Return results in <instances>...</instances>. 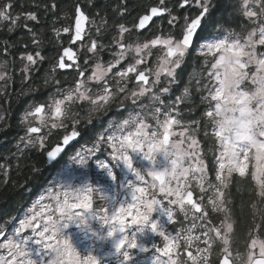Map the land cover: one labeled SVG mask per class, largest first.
I'll list each match as a JSON object with an SVG mask.
<instances>
[{"label":"snow or ice","instance_id":"6c2138e0","mask_svg":"<svg viewBox=\"0 0 264 264\" xmlns=\"http://www.w3.org/2000/svg\"><path fill=\"white\" fill-rule=\"evenodd\" d=\"M14 6L13 0H0V23L9 25L10 33L21 19V14L13 16ZM44 7L51 11L58 5ZM86 7L76 2L74 12L65 14L69 26L53 29L58 37L61 31L68 33L70 45L79 43L76 51L72 46L63 47L52 69L76 68L74 86L64 91L58 88L47 102L31 105L21 121L26 125L21 139L27 141L26 147L39 148L46 161L55 162L78 142L86 125L93 124L90 114L86 125L82 124L81 113L70 111L73 105L83 110L87 104L99 111L117 97L121 108L130 101L134 114L93 132L91 146H82L71 156L81 169H87L97 152L107 150L108 159L97 158L96 166L110 181L111 194L86 181L74 185L71 181L76 177L66 169L64 182L57 185L63 190L50 191L49 203H42L45 197L36 201L12 238L0 244L6 250L0 264H101L103 257L95 245L82 252L74 235L65 232L71 224L85 234L90 232L97 241L110 242L112 250L104 255L116 256L119 264H264V0H238L235 12L244 19L240 25L246 29L243 34L223 30L211 20V0H154L143 6L131 28L115 25L117 34L111 37V44L102 42L107 24L103 16L95 28L97 36L90 35L96 19L86 13ZM115 11L123 16L128 9L120 4ZM22 15L26 21H38L37 11ZM23 27L38 49L42 41L36 32L27 23ZM209 27L213 31L202 35ZM137 29L147 31L150 38L141 41ZM105 52L112 59L105 61ZM3 53L9 54L7 46ZM193 53L206 67L202 79L195 80L196 91L206 92L200 97L207 105L202 114L203 136H213L219 145L211 166L203 157L201 122L181 118V107L192 101L190 87L185 86L166 103L181 79L179 70ZM43 59L40 51H28L25 46L21 54V60L27 62L21 69L25 80ZM7 65V60L0 62V81L5 84L12 79ZM44 84L48 85L47 78ZM89 85L95 86V96ZM143 99L149 104L144 105ZM138 105L140 112L135 111ZM4 173L7 175L6 169ZM241 180L252 182L246 191L255 199L247 204L251 223L245 251L234 252L236 221L230 207V186L235 183L237 191H245ZM120 189L125 190L123 199ZM97 192L104 201L98 208L94 207ZM244 207L242 202L241 209ZM181 215L187 225L179 221ZM213 216L219 217L217 222ZM92 221L100 227L93 228ZM178 222L182 226L176 229ZM25 229L33 236L22 235ZM152 236L160 243H151V256L135 259L133 250L150 251L144 239ZM0 237H5L2 228ZM33 239L39 249L30 247Z\"/></svg>","mask_w":264,"mask_h":264},{"label":"flooded vegetation","instance_id":"af4514ba","mask_svg":"<svg viewBox=\"0 0 264 264\" xmlns=\"http://www.w3.org/2000/svg\"><path fill=\"white\" fill-rule=\"evenodd\" d=\"M219 0H211L213 8ZM74 2H79L82 6L87 4L85 8L86 13L89 16H94L96 19V24H92L90 26V35L92 37H96L97 33L95 32V28L100 25V17L103 16L107 24L103 28L104 40L102 41L105 44H111V37L115 36L116 29L115 25L119 23L125 24L127 27L131 28L135 20L131 18L132 16L125 14L123 16L117 15L116 20L111 19V15L106 14L100 10V6L95 5L96 0H91V4L88 3V0H76ZM49 4L41 5L37 3V0H31V6L25 5H16L11 10L15 12L17 15L21 10L22 12L28 11H37L38 21H26L23 18V13H21V19L18 21V26L15 31L8 32V27L6 23H0V62L4 60L8 61L9 64V72L12 79L4 84L3 81H0V85H2L3 91L0 92V152L5 151L4 148L7 146L10 147L11 150H17L16 142L22 137L25 136L26 125L22 124V118L26 112V110H30V106L34 103H43L47 102L50 97H54L57 93L58 88L60 91H64L69 87L74 86V80L77 78L78 73L76 68H66V69H56L55 72L52 69L55 67L58 55L62 53L63 47L72 46L70 45L69 39L70 36L68 33L60 32V36L58 37L56 32L53 29H62L63 27L69 26V20L65 18V14H71L74 12V5L68 6L66 4H57L58 7L54 10L48 11L44 6ZM95 7H92V5ZM40 7L37 8L36 6ZM212 8V15L215 13ZM16 10V11H14ZM113 12V9H110ZM143 12V11H142ZM141 12V13H142ZM99 13V15H97ZM139 13L138 15H140ZM216 14V13H215ZM137 15V17H138ZM214 16V15H213ZM129 17V18H126ZM211 20L212 19L211 16ZM27 23L28 27L31 28L37 34V38H39L42 43L40 47L37 49L36 46L31 44V33L27 28H24L23 25ZM156 24L161 25L163 27H167L160 20L155 21ZM216 23V21H215ZM222 26H220L221 28ZM225 27V25H224ZM211 27L206 29L205 33L202 35H206L211 31ZM142 34L139 36V39L143 41L145 38H150L149 33L147 31H137ZM87 43V41H85ZM27 45L28 51H40L41 55L44 57L42 61H39L38 64L32 68L31 74L27 80L24 79V76L21 73V69L23 68L26 61L21 60V54L25 51V46ZM7 46L9 48V54L3 53V48ZM73 47V51H76L79 48V43H77ZM112 50H115V46L113 45ZM103 59L105 61L112 59V57L107 53H102ZM67 63H72L65 58ZM152 60H155V56L152 57ZM189 57L186 58L185 63L182 65L180 72L185 67ZM119 67V66H118ZM48 79V85L45 86L44 81ZM111 79V77H110ZM60 81V85H55L54 81ZM183 82V77L180 79ZM180 82V81H179ZM92 88V95L95 96L97 94L96 88L93 85H89ZM120 98L117 97L111 104H109L106 108L100 109L99 111H92V106L85 104L83 110L78 105H73L70 109L72 112L79 111L81 113L82 124L86 125V120L89 114L93 117V124L86 125L87 131L84 132L82 137L79 138L78 142H76L71 148H69L61 157H59L55 162L47 164L45 156L42 154L39 148L27 147L25 149L17 151L19 154L22 153L24 155L26 152L39 155L40 164L33 166V172L36 180L35 183L30 184L29 186H25V191L23 193V198L20 201L22 204H34L39 197L45 194V190L50 186V183L57 175L58 172L62 171V174L65 170H72L73 172H81V171H93L94 163L96 159L106 160L108 159V151L102 150L96 153V156L89 160V166L87 169H81L79 165L75 164L71 156L75 154L82 146H91L92 133L103 131L108 127L109 122H119V120L126 118L127 115L133 112V107L130 106V101H126V107H119ZM143 103V100H142ZM204 107H207L204 104ZM135 110L141 111L140 106H136ZM106 112V115L104 114ZM96 117H99L97 120ZM52 143H55V138H53ZM106 149V146H104ZM3 161H1V164ZM17 166V165H14ZM13 166H6L7 175H5L3 171V179L4 183L8 181L11 177V169ZM4 169V170H5ZM211 173V171H210ZM22 186V187H24ZM101 207L100 201L94 202V207ZM22 206H20L21 209ZM11 215L9 213L2 214L0 219H6L7 216L14 217L18 222L19 216L21 213L16 211V209ZM5 235L9 234V227L4 229ZM2 238V237H0ZM93 243V241H92Z\"/></svg>","mask_w":264,"mask_h":264},{"label":"trees","instance_id":"16d2710c","mask_svg":"<svg viewBox=\"0 0 264 264\" xmlns=\"http://www.w3.org/2000/svg\"><path fill=\"white\" fill-rule=\"evenodd\" d=\"M76 0H37L38 4L45 5L51 2L57 4H66L69 7L75 4ZM15 6L16 5H25L30 7L31 0H14L13 1ZM154 0H96L95 5L100 6V10L105 12L106 14L109 13L111 15L112 20L117 19L118 13L115 9L120 4H125L128 9V14L131 15L134 20L139 13H141L144 8L143 6L146 4L153 3ZM235 7H238L237 0H219L217 1L216 5L213 8L214 13L212 15V19L214 22L216 21V25L218 27L222 26H231L235 27L237 30L240 29V23L242 22L241 17L238 13L235 12ZM110 9H113L111 12ZM129 18V17H126ZM213 31V29H211ZM210 31V32H211ZM199 59L196 57L189 58L185 67L181 71V76L183 77L184 83L191 72L192 67H198ZM197 95L195 94L194 97V109H193V116L192 118L197 119L201 122V132L200 138L205 143L206 148V158L207 163L211 166L214 156L212 153V149L214 144L212 143V138L209 135L207 138L203 136L204 125H203V112L205 111L206 107L201 101H197ZM209 143V144H208ZM209 149L211 151H209ZM5 151L0 152V165L5 166H13L11 169V177L8 179L6 183H4L3 179V169H0V216L2 214L13 212L17 206V204L21 203L20 201L23 198V193L25 191V186H29L36 182L33 178L34 174V165L40 164V157L39 155L32 154L26 152L24 155L19 154L10 149L9 146L4 148ZM1 161L3 163L1 164ZM17 161V166H14V162ZM211 171V170H210ZM211 173H214L211 171ZM240 186H242L245 191H237V186L234 183L233 186H230V193L232 198L231 210L236 221V229L233 235L234 245L233 248L235 250L243 251L245 249V242L247 241L248 237L246 233L248 231L249 225L251 223L250 218V209L247 207V204L252 200L255 199L254 195H250L246 189L252 186V182L250 180H241L239 181ZM25 185V186H24ZM24 186V187H22ZM245 203V207L243 210L241 209V203ZM1 220V219H0ZM259 222V218L257 219ZM261 236L264 237V233H261Z\"/></svg>","mask_w":264,"mask_h":264},{"label":"rangeland","instance_id":"374dc122","mask_svg":"<svg viewBox=\"0 0 264 264\" xmlns=\"http://www.w3.org/2000/svg\"><path fill=\"white\" fill-rule=\"evenodd\" d=\"M237 2H238V0H237ZM14 11H16V10H14ZM16 12H18L17 14L24 13L21 10L16 11ZM12 13H13V16H15V12H12ZM241 20H242V22L240 23V25L244 23V19L241 18ZM249 27H251V25H249ZM221 29H223V30L235 29L237 32H240L241 34H243V32L246 31V29H242L241 27H240L239 30H237L235 27H231V26H229V27L228 26L221 27ZM196 56H197V54L193 53V54L189 55L188 57L189 58H194ZM198 65L199 66L197 68L196 67H192L191 68V72L188 75V77H187V79H186V81L184 83H182V81L180 80V82L177 85L174 86V92L172 94L168 95V97L166 99V103H170L171 100L174 99L175 95H179L181 93L182 89L185 86H189L190 87V89L192 91V101H191V103H185L181 107V118L185 122L191 121V120L198 121L197 119L192 118V116H193V112L192 111L194 109V103H195V102L193 103L194 97H195V94H196L197 95V101H201L200 100L201 95L202 94L206 95V92L196 91L197 85L195 83V80L198 79V78L202 79V73L206 71V67L203 65V61L202 60H199ZM7 68H8V71H9V64L7 65ZM190 80H191V84H189ZM4 84H5V82H4ZM2 91H3V88H2V85H0V92H2ZM143 104L144 105H148L149 104L148 99H143ZM135 111L136 112H140V111H137V110H135ZM131 113L134 114V112H131ZM129 114L127 115V117L129 116ZM141 114L143 115L144 113L142 112ZM207 130L209 131V133H211V127L210 126L208 127ZM22 137H25V136H22ZM210 137L213 139L212 143L214 144V147L212 149V153H213V156H214V159H215V157L218 155L217 149H218L219 145L217 144V142L215 141L213 136H210ZM201 141H202L201 147L203 149V157H204L205 161L207 162V158H206L207 152H206V148H205V143L203 142V140H201ZM26 143H27L26 140H22L20 138L16 142L17 150L15 152L27 148L26 147ZM209 151H211V150L209 149ZM16 164H17V161L14 162V165H16ZM94 167L95 168L93 169V171L73 172L76 178L74 180H72L71 182L74 185L78 186L80 183L86 181V182L92 184V186L94 188H102L104 190V194H111V191L108 189V184L110 183V181H108L107 178L104 176L103 170L99 169L96 166V162L94 163ZM5 168H6V166H5ZM117 171H119V170H117ZM82 173H86V176H82ZM209 175H210V178L214 180V173H209ZM129 178H132L131 174H129ZM63 182H64V173L62 174V171H60V172L57 173V175L55 177H53V179H52V181L50 183V186L47 187V189L45 190V194H43L41 196V197H45V199L42 201V203H49L50 202V200L48 199V194H49L50 191H62L63 189L58 188L57 185L60 184V183H63ZM119 192H120L119 198L123 199L124 198V194H125V190L124 189H120ZM99 196H100L99 192H97L94 195V202L100 201L101 206H103L104 201L99 199ZM41 197H39L38 200H41ZM205 203H206V201H205ZM34 204H22V203L17 204L15 209H16V211L21 213V215L19 216L18 222L16 221V219L14 217H11V216H7L6 219L3 218V219L0 220V228H2L4 230L6 227H9V230H10L8 235L6 234L5 237L0 238V244L4 243L5 238H9V239L12 238L14 229L19 227V223H20L21 220L25 219V217L27 215L31 214L29 210L33 207ZM20 206H22L21 209H20ZM11 214L12 213H9L8 215H11ZM218 219H219V217L213 216L214 222H217ZM233 219H234V216H233ZM179 221H182V223L184 225L188 224L187 221H183L182 215L179 217ZM91 223H92L93 228H97L98 229L100 227L99 222H97V221H92ZM181 226H182L181 222H178L175 225V228L179 229ZM235 229H236V223H235ZM172 230H173L172 226H169V231H172ZM65 232L74 235L76 244H77L78 248L82 252L85 249L90 248L93 245H95L97 254L101 255L103 257L102 261H101V264H119L118 259H117L116 256H105L104 255L105 252L112 250L110 242L97 241L95 239V237H93L91 235L90 232L85 234L75 224L69 225V227L67 229H65ZM22 235L33 236V233H32V231L30 229H25L24 233ZM34 239L29 241V245L34 250L35 249H39L40 245L35 244L34 243ZM92 241H93V243H92ZM144 242L150 248L151 243H153V242L160 243V240L157 239L155 236H152L150 238H145ZM233 251L235 252L236 250L233 248ZM244 251H245V249L243 251H241V252H244ZM133 253H134L135 259L142 260V259H145L147 257H150L151 254H152V251H151V248H150V251L148 253H140L139 250H133ZM2 255H6V250L0 249V256H2Z\"/></svg>","mask_w":264,"mask_h":264},{"label":"water","instance_id":"95a60500","mask_svg":"<svg viewBox=\"0 0 264 264\" xmlns=\"http://www.w3.org/2000/svg\"><path fill=\"white\" fill-rule=\"evenodd\" d=\"M136 31H140L139 29H137ZM50 163H52V162H49V161H47V164H50Z\"/></svg>","mask_w":264,"mask_h":264}]
</instances>
